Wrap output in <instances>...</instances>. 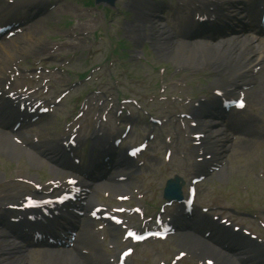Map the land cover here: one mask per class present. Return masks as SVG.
I'll list each match as a JSON object with an SVG mask.
<instances>
[{
    "label": "rangeland",
    "instance_id": "374dc122",
    "mask_svg": "<svg viewBox=\"0 0 264 264\" xmlns=\"http://www.w3.org/2000/svg\"><path fill=\"white\" fill-rule=\"evenodd\" d=\"M62 1L63 6L61 9L47 17L46 23L40 28V37H36L37 44L43 50L41 53H51L59 57L62 52L70 54L68 58H62L63 62H66L67 65L59 64L58 68L67 66L68 70L82 71L83 68L87 70L88 67H96L95 76L93 79L91 78L88 83L96 81L100 86H103V90L101 91L106 92L107 90H114L120 92L121 95L126 97L137 98V95H140V93L144 92V94H146L145 91L147 90L142 86H139L138 82L131 83L127 81L131 79L130 74H128L127 80L118 78V76H125L129 71H134L132 79L136 78L137 80H141V75H144V78L148 76L147 83H150L153 79H159V81H162L159 77L160 74L158 73V75L155 71L157 68H159L158 70L160 71L164 70V73L172 72L169 77L165 75V81L160 83L162 89H165V91L169 86H175V84L179 85L181 83V80L178 81V79H172V76L174 77L178 74L175 73L176 71L174 70L176 66L170 64L167 59L158 56L155 51H150L147 46L145 47L144 42H141L142 45L139 44L138 46L131 45L129 41L124 42L125 50L127 52L126 54L130 55L133 52L139 53L142 50V53L145 56L143 62H138L136 65L131 64V66L128 67L130 70L126 71L124 64L128 61L122 59L121 61L117 60L115 56L121 57L122 55L114 52L115 48L112 49L115 38L121 37L122 35V33H118V31L121 29L124 17L119 15V12H116L115 14L114 12H112L113 14H104L102 10L94 11L84 9L80 0ZM124 1L125 0L120 1V6ZM67 19L72 21L71 27L67 26ZM127 20L132 22L134 21V17H126V21ZM120 23L121 25H119ZM67 28L80 29L78 32L79 40L77 46H73L69 43L67 38L70 36V32L66 33ZM96 30L99 31L97 35L100 33V39L93 44L91 39V36H93L92 31ZM33 31L34 30H29L26 33L32 34ZM85 33H87V35H84ZM30 36L28 35V37ZM91 46H93L92 52L95 50H100V52L92 53L91 61H89L88 66L86 67L84 65L86 63L84 59ZM261 46L264 47V41L261 42L259 47ZM25 52L27 51L24 49L21 53H15L20 55L18 56L20 58L32 60L33 58L25 56ZM110 52L113 54V59L112 66L108 67L106 63H104V58L109 55ZM74 55L75 57L73 58ZM32 56L36 57L37 55L33 54ZM201 68L202 67L200 66L184 73L188 80H192L193 82V89H190L188 86L189 93H191L192 90H195L198 80L202 81V85H200L199 88H202L203 86L206 89H210L212 81L211 73H213V71L209 69L201 71ZM56 74V72L53 73L51 79H55ZM61 77L65 83L69 82L67 74L63 73L61 74ZM113 79H115V81H113ZM157 83L158 81L154 82L152 85H158ZM263 85L264 70L259 76V86L263 87ZM198 89L192 94L196 95ZM172 91L171 88H168V93ZM256 93L260 94L261 92L258 89ZM249 95L246 98L248 108L245 115L243 117L236 116V123H239L240 121L248 122V124L246 122L243 124L247 126L246 131L250 130V133H252L251 137L248 136L243 140L231 143L230 149L223 159L224 165H222L217 173L209 176L203 182L198 191L199 204L205 205L210 209H215L212 211H227L231 209L264 211V101L259 99V97L258 99H253ZM184 157H186L185 164L182 162H178L177 164L181 167V172L187 176L192 170L191 159L185 152ZM157 167H160V162L157 163ZM149 169L150 165H148L146 171ZM219 172H221L222 177H219ZM153 176L158 178L162 177L157 173L153 174ZM227 214L228 213H226V215ZM260 218L264 220V217L260 216ZM241 221L247 224V226H254L253 223L247 220ZM165 250L166 248L164 245L149 246L147 248V251L151 252L155 259L162 258V253ZM33 256V254L29 255V257ZM44 258H50L53 260L55 258H57L56 260L63 258L64 260L66 257L64 254H48L43 257L38 255L32 262L33 264H42V259Z\"/></svg>",
    "mask_w": 264,
    "mask_h": 264
},
{
    "label": "bare ground",
    "instance_id": "6f19581e",
    "mask_svg": "<svg viewBox=\"0 0 264 264\" xmlns=\"http://www.w3.org/2000/svg\"><path fill=\"white\" fill-rule=\"evenodd\" d=\"M138 19V23L130 27L131 30L129 31L135 39L141 40L143 37H147L146 29H143V24L146 20L145 18ZM44 23V21H40L33 24L31 30L34 31L29 35L40 37L39 30ZM145 24L149 25L147 31L153 36L152 42H154L153 46L155 50L161 58L167 59L170 64L176 67L190 66L193 69L200 66L202 69L212 68V71L216 74L215 83L212 87L221 85L231 89L234 87L232 83H241L245 79L255 76V74L250 72L253 69L252 66L260 60L262 51L255 45L248 46L250 40H246L245 36L230 38L218 44L189 43L176 41L174 38H171V34L158 19H148ZM245 74L249 75L246 76ZM0 82L3 84V76L0 77ZM258 89L261 92L260 94L256 93ZM229 90L228 92L230 93L231 91ZM249 94L253 99H258L259 97V99L264 101V85L261 87L258 83ZM219 177H222L221 172L219 173ZM4 246L8 248L13 246V244L2 239L0 236V247H2L0 248V252L5 250ZM25 256L22 255L21 250H17L15 254L9 253L8 255H3L0 253V264H22ZM56 259L44 258L42 259V264H68L63 258L60 260Z\"/></svg>",
    "mask_w": 264,
    "mask_h": 264
}]
</instances>
